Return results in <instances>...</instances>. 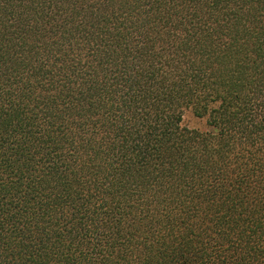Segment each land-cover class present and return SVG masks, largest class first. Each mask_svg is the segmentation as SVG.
I'll return each instance as SVG.
<instances>
[{
  "label": "trees",
  "instance_id": "16d2710c",
  "mask_svg": "<svg viewBox=\"0 0 264 264\" xmlns=\"http://www.w3.org/2000/svg\"><path fill=\"white\" fill-rule=\"evenodd\" d=\"M0 264H264V0H0Z\"/></svg>",
  "mask_w": 264,
  "mask_h": 264
},
{
  "label": "rangeland",
  "instance_id": "374dc122",
  "mask_svg": "<svg viewBox=\"0 0 264 264\" xmlns=\"http://www.w3.org/2000/svg\"><path fill=\"white\" fill-rule=\"evenodd\" d=\"M183 127L190 130H207V121L205 118H200L192 112H187L183 119Z\"/></svg>",
  "mask_w": 264,
  "mask_h": 264
}]
</instances>
